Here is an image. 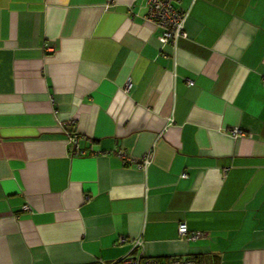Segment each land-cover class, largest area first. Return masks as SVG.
<instances>
[{"label":"crops","instance_id":"0c3cea01","mask_svg":"<svg viewBox=\"0 0 264 264\" xmlns=\"http://www.w3.org/2000/svg\"><path fill=\"white\" fill-rule=\"evenodd\" d=\"M105 1L0 0V264H264V0Z\"/></svg>","mask_w":264,"mask_h":264},{"label":"built area","instance_id":"2783aa9c","mask_svg":"<svg viewBox=\"0 0 264 264\" xmlns=\"http://www.w3.org/2000/svg\"><path fill=\"white\" fill-rule=\"evenodd\" d=\"M114 0H106L104 6ZM175 0H146L148 8V20L155 25H159L162 28L161 34L158 36L161 42H176L180 36L187 35L185 31V21L187 19V11H181L174 5ZM195 0H190L192 4ZM189 82H191L189 80ZM129 84V81L127 82ZM264 83V80H262ZM127 84V85H128ZM233 134H244L237 126L232 128ZM78 134H69L68 140L73 145L72 154H78L81 151L78 149ZM152 159V153L149 151L144 154L138 161V166L145 168ZM24 209L28 206L24 205ZM178 232L184 235L188 239H195L205 235L202 231H189L184 222L178 224ZM141 244V240L135 241V246ZM69 264H198L197 260L190 255H172L168 259L162 260L158 257L145 255L143 250L137 253H127L118 259L110 262L103 261L99 258H95L88 262H76Z\"/></svg>","mask_w":264,"mask_h":264},{"label":"trees","instance_id":"16d2710c","mask_svg":"<svg viewBox=\"0 0 264 264\" xmlns=\"http://www.w3.org/2000/svg\"><path fill=\"white\" fill-rule=\"evenodd\" d=\"M195 258V257H194ZM196 259V258H195Z\"/></svg>","mask_w":264,"mask_h":264}]
</instances>
